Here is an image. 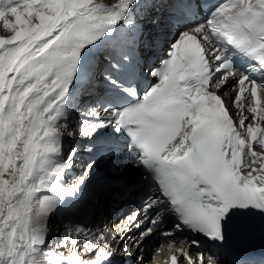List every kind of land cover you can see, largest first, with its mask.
Listing matches in <instances>:
<instances>
[{"label":"snow or ice","instance_id":"1","mask_svg":"<svg viewBox=\"0 0 264 264\" xmlns=\"http://www.w3.org/2000/svg\"><path fill=\"white\" fill-rule=\"evenodd\" d=\"M130 3L0 0V264L65 262L59 257L27 259L28 251L43 243L55 206V197L37 194L48 186L45 181L72 166L76 154L73 150L63 166L44 168L49 154L60 151L56 134L64 131L91 135L104 124H116L117 130L127 126L142 149L141 161L157 173L159 187L145 212L167 198L183 224L223 239L222 217L252 205L264 210V86L234 70L213 79L229 65L216 43L219 38L264 62V0H227L207 23L181 33L170 58L153 72L159 82L142 102L123 111L93 109L90 115L101 119L91 126L69 131L66 124L55 123L54 110L67 94L80 50L98 38V30L116 24ZM236 75L240 78L230 99L239 109L238 121L225 103L229 97L219 94ZM253 143L261 150H253ZM90 170L91 164L71 185L73 194ZM38 171L45 174L35 183ZM130 219L136 223L140 217ZM78 232L83 230L73 232L68 243L76 245ZM106 239L101 235L86 244L93 257L88 264H104L114 253L100 242ZM183 255L188 264H204L203 254L198 260L186 251ZM171 260L177 264L175 255ZM66 261L86 264L76 255Z\"/></svg>","mask_w":264,"mask_h":264},{"label":"bare ground","instance_id":"2","mask_svg":"<svg viewBox=\"0 0 264 264\" xmlns=\"http://www.w3.org/2000/svg\"><path fill=\"white\" fill-rule=\"evenodd\" d=\"M0 34H2V32H0ZM88 46H89V44H86L81 50H80V54H79V59H78V64H77V68H76V70H75V74H74V77H73V79H72V81H71V83H70V85H69V87H68V91H67V94H66V96L64 97V99H63V101L61 102V103H59V105H58V107L54 110V115H55V123L56 124H61V122H62V119L63 118H65L66 116H67V114H68V108H70V106H69V101H70V99L73 101V100H75L76 99V96H75V94H72V90H75L76 88H79L78 87V82L80 81V84L84 81V79H81V78H79V75H80V69H81V67L83 66V61H84V57H85V52L87 51L86 49L88 48ZM137 55L141 58V55H140V53H139V51H137ZM145 58V57H144ZM98 70H99V68H98ZM250 71H253V73L255 74V75H257V74H260V78H259V81H260V86H264V74H262L260 71H259V69H257L256 67H253V69H250ZM115 79H112V82L114 81ZM230 80V83H231V79H229ZM114 85H115V83H113ZM225 88V87H224ZM223 88V89H224ZM80 89V88H79ZM78 89V90H79ZM223 89L221 90V91H223ZM227 89H229V87L227 88ZM234 94V92L231 94V96ZM229 100L231 101V99H230V97H229ZM228 100V101H229ZM229 106H232V108H233V110L234 111H237V109H238V107L237 106H235V105H233L232 103H230V105ZM55 111L57 112V114H55ZM245 115H248V113H245ZM261 127H264V122H261ZM56 138L58 139V140H61L62 138H63V135H62V133H58V134H56ZM258 138H259V133H258ZM60 145H62V143H60ZM252 147H253V150H256V151H260L261 149H260V147H259V145L258 144H256V143H253L252 144ZM53 154L54 153H51V154H49V156H48V159H47V162L45 163V165H44V168L45 169H52V168H55V167H57V166H55V162L53 161V159H52V157H53ZM246 159V158H245ZM143 163V162H142ZM242 166H243V159H242ZM88 169V168H87ZM98 170V169H97ZM45 173L43 172V171H38L37 173H36V175L34 176V178H33V182H35V183H39V181H40V177L42 176V175H44ZM96 175H97V173L94 175V176H92L91 177V179L89 180V181H92V180H94L95 179V177H96ZM69 178H71L72 179V182H76V180L78 179H76L75 177H74V175L73 176H70ZM54 179H57L55 182H57L58 183V186H61L62 185V183H63V181H64V179H65V177H55V178H53V180ZM53 180H51V181H45V183L48 185L47 186V188L49 189H51V187H52V185H53V183H52V181ZM55 187H57V185H55ZM69 188V187H68ZM68 188H65V189H68ZM57 190H60L59 188L57 189ZM53 191H56V190H53ZM53 191H48V192H45L44 190H42L41 192H39L37 195L38 196H40V197H43V196H49V197H51L50 195H53ZM75 192H77V190L75 191ZM82 192H84V191H82ZM71 200H72V198H71ZM62 202H61V199H57V201L54 203V208H53V210L50 212V213H52L50 216L51 217H49L48 218V221H47V227H46V229L44 230V243H45V245H44V249H42V247H41V250L39 251V254H38V258H36V255H37V251H38V249H35V248H37L38 246H40L41 244L40 243H38V244H36V245H38L37 247H35L36 245H34L33 246V248H32V250H30V253H28V256H27V259L28 260H36V259H41V258H43V256L44 255H51L52 253H53V255H57V254H60L61 255V257H64L63 255L64 254H67V252L64 250L65 248V246H69V243H68V238L71 236V234L73 233V232H76L78 229H82L83 230V232H78L77 234H76V236H75V240L77 241V243H76V245L73 247V249H75V251L73 252L72 251V253H76V252H78V250H79V245H80V243L85 239V241L87 240V239H90L93 235H92V228H90V226H88V225H83V226H78V227H74V226H68V223H66V221L68 220L67 219V214H65V218L63 217V218H61V217H56L55 215H59L60 213H65L66 212V210H67V206L65 205V206H61L60 204H61ZM248 218H250V219H252V220H256V219H264V210H257V211H251L250 213H249V215H248ZM62 222H64V223H62ZM171 222H173L172 221V219H171V217H165L164 218V220L161 222V224H162V226L163 225H167V224H170ZM59 225V227H63V228H65V233H64V241L66 240V243H65V245L63 244L62 246H59L58 248L56 247V249H54V250H50L51 249V247H53V244H54V242H55V240L58 238V236H59V233L58 234H55V235H53L52 234V232H51V228H52V226H54V225ZM151 225H152V223H146V227L148 226V228H150L151 227ZM129 227H131V225H128V226H125V228H124V232H126L127 233V229L129 228ZM153 227H155V225L153 226ZM146 231V230H145ZM182 230L181 229H177V228H172L171 229V231H170V233L172 234V233H174V234H177V235H182L183 233L181 232ZM124 234V233H123ZM148 234V233H147ZM104 235H107V234H104ZM121 236L122 235H118L117 234V240L116 241H118V243H119V241H120V239H121ZM145 236H147L146 234H139V233H136V234H134V236L133 237H131L130 238V242H131V240H132V245L133 246H136L137 245V241H139V248L141 249V250H144L143 252L142 251H140L139 250V248H138V250H137V254H139L140 255V253L142 252V254H148V252L146 251V248H147V246H148V243H149V238L147 237V238H145ZM171 236V235H170ZM189 238V237H188ZM125 239L123 238L121 241H120V243H123V241H124ZM216 238H208V239H198V243L197 244H192V243H187V242H184L183 244H181L180 246H181V248H183V249H185L184 250V252L186 251V252H188L187 250H189L190 251V253H192L193 255H195V256H197V259L196 260H198V258L201 256V254H203V258H205V257H210L211 255H213V254H217V255H219L220 256V259L221 260H223L226 264H231L232 263V258L231 257H225L224 256V251L225 250H223V249H221L220 247H222V248H225V245H223V244H217V242H216ZM115 243V242H114ZM59 245V243L57 244V246ZM70 245H72V244H70ZM171 245H174V248H176L178 245L177 244H173V243H171ZM120 246H121V244H120ZM142 247L144 248V249H142ZM78 248V249H77ZM221 251V252H220ZM29 252V251H28ZM157 252V251H156ZM68 254H70V253H68ZM223 254V255H222ZM160 255V254H159ZM161 256V255H160ZM163 256V255H162ZM40 257V258H39ZM163 258V257H162ZM137 260V259H136ZM133 263V262H132ZM137 264H141V263H137Z\"/></svg>","mask_w":264,"mask_h":264},{"label":"rangeland","instance_id":"3","mask_svg":"<svg viewBox=\"0 0 264 264\" xmlns=\"http://www.w3.org/2000/svg\"><path fill=\"white\" fill-rule=\"evenodd\" d=\"M2 34H3V33H2ZM233 117H234L235 121H238L239 118H240V117L238 116V114H233ZM246 123H247V121H246ZM68 130H70V128H69ZM79 164H80V160H79L78 158L75 159V165L78 166ZM89 165H90V164H88V166H89ZM91 167H92V163H91ZM68 189H69V188H68ZM64 190H67V189H64ZM62 192H63V191H62ZM68 192H73V190L71 189V190H69ZM68 226H69V224H68ZM70 226H71V225H70ZM53 227H57L56 230L52 231V228H53ZM52 228H51V232H52L53 235L58 234L59 232L62 233V234L64 235V233H65V231H66L65 228H61V227H59V225H57V224L54 225V226H52ZM53 229H55V228H53ZM55 231H57V232L55 233ZM58 231H59V232H58ZM63 237H64V236H63ZM57 240H59V241L62 240L61 236H58V238H57L55 241H57ZM65 241H66V240H65ZM65 241H64V242H65ZM82 243H83V245H82ZM57 244H58V243L55 242V244H53V247H51L50 250H54V249L57 247ZM80 244H81V246H83L84 250H86V249L88 248V247H86V244H88V242H86V241L84 242V241H83V242H81ZM72 246H73V245H70V243H69V246H67V247H68V248H70V247L72 248ZM35 247H37V246H35ZM38 248H39V249H38ZM38 248H35V249H38V251H37L38 253H37V255H36V258H38L37 256H38V254H39V251L41 250V247H40V246H39ZM28 253H30V251H29ZM57 255H58V256H61L60 254H57ZM53 256H55V255H53V254H51V255H44L43 258H44V259H50V258L53 257ZM64 257H65V256H64ZM64 257H62V258H64ZM189 257H191V256H189ZM39 258H40V257H39ZM213 260H214V258H212V257H211V258H207V259L205 260L204 264H212V261H213Z\"/></svg>","mask_w":264,"mask_h":264}]
</instances>
